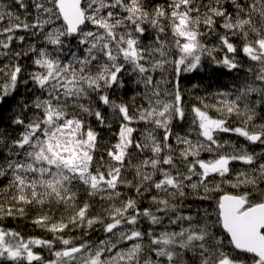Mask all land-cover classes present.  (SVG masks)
Wrapping results in <instances>:
<instances>
[{
	"label": "snow or ice",
	"instance_id": "6c2138e0",
	"mask_svg": "<svg viewBox=\"0 0 264 264\" xmlns=\"http://www.w3.org/2000/svg\"><path fill=\"white\" fill-rule=\"evenodd\" d=\"M0 264H264V0H0Z\"/></svg>",
	"mask_w": 264,
	"mask_h": 264
},
{
	"label": "trees",
	"instance_id": "16d2710c",
	"mask_svg": "<svg viewBox=\"0 0 264 264\" xmlns=\"http://www.w3.org/2000/svg\"><path fill=\"white\" fill-rule=\"evenodd\" d=\"M10 2V0H9ZM241 75H243L241 73ZM219 79V83L217 82V78H213L211 81H209L207 79V77L204 78V84L207 85V84H211L212 85V91H215L218 87H220L221 85H229L231 86L232 84V76L230 75H223L221 77L218 78ZM196 81L194 80L193 83H195ZM225 138H230L232 140H237L239 143H245L242 138H238V137H235V136H231V137H228L226 136ZM255 149V151L259 152L261 149L259 146H250L249 147V150L251 151L252 149ZM35 213H30L29 214V217H31L32 215H34ZM7 226L9 227H13V228H17L19 230L22 231V233L25 235V236H28V235H36V236H48V238H51L50 237V234L48 233H44L42 232L40 229L38 228H35L31 223H30V219H22V220H7L4 222ZM71 235H76V236H79V233L76 232V233H71ZM94 238V237H93Z\"/></svg>",
	"mask_w": 264,
	"mask_h": 264
}]
</instances>
